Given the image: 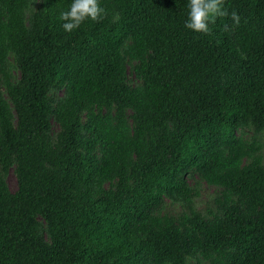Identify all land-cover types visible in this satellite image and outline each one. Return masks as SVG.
<instances>
[{
    "label": "trees",
    "instance_id": "1",
    "mask_svg": "<svg viewBox=\"0 0 264 264\" xmlns=\"http://www.w3.org/2000/svg\"><path fill=\"white\" fill-rule=\"evenodd\" d=\"M32 1L0 0V264H264V0L209 35L187 0H100L72 33L71 0Z\"/></svg>",
    "mask_w": 264,
    "mask_h": 264
},
{
    "label": "clouds",
    "instance_id": "2",
    "mask_svg": "<svg viewBox=\"0 0 264 264\" xmlns=\"http://www.w3.org/2000/svg\"><path fill=\"white\" fill-rule=\"evenodd\" d=\"M186 29L197 33L209 35L210 25L218 17L230 16V19L239 25L240 17L237 12H228L224 0H187ZM105 15V9L100 0H71L68 9L60 13L62 28L66 33L78 30L86 21H99Z\"/></svg>",
    "mask_w": 264,
    "mask_h": 264
},
{
    "label": "rangeland",
    "instance_id": "3",
    "mask_svg": "<svg viewBox=\"0 0 264 264\" xmlns=\"http://www.w3.org/2000/svg\"><path fill=\"white\" fill-rule=\"evenodd\" d=\"M39 0H33L31 10H36L38 7ZM27 20H30V13L27 14ZM29 23V21H28ZM9 64H10V73L14 80H17L20 77V70L17 65L16 56L13 54L9 55ZM50 96L54 100H58L60 97H64L63 91L52 90ZM59 130V126L53 122V132L56 133ZM256 138L261 150L258 152L259 155L262 156L264 160V132L262 134L256 135L253 131L246 133L245 139L249 140V142H253ZM7 184L12 192H15L18 188L17 179L15 172L12 170L6 178ZM197 184L192 181L191 185L193 187L197 186L200 196L195 200V207L198 211H203L207 213L209 210L215 209V199L219 193V189L216 187H212L207 185L202 181H197ZM187 212L186 208L182 203L173 201L172 199L166 198V208L165 213L168 215H180ZM189 264H197L196 259H190ZM202 264H207L203 262Z\"/></svg>",
    "mask_w": 264,
    "mask_h": 264
}]
</instances>
